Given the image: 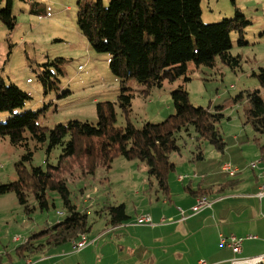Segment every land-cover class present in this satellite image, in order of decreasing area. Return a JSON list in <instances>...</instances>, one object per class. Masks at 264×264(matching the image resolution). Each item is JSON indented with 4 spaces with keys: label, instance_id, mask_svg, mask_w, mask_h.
I'll use <instances>...</instances> for the list:
<instances>
[{
    "label": "rangeland",
    "instance_id": "obj_1",
    "mask_svg": "<svg viewBox=\"0 0 264 264\" xmlns=\"http://www.w3.org/2000/svg\"><path fill=\"white\" fill-rule=\"evenodd\" d=\"M37 1L41 5L32 10L31 2L13 0V13L17 18L14 29H9L0 19V78L18 85L31 95L24 110H41L39 122L48 128L71 120L97 123V103L118 100L120 85L110 68L111 56L107 52L96 51L81 31L78 25L79 0ZM103 1L105 4L110 2ZM5 5L6 0H2V6ZM236 9L249 21L241 33L232 32L231 52L240 56L239 67L233 69L219 57L213 66L192 63L188 73L190 80L166 81L162 87H151L146 91L145 85L130 79L134 98L129 119L116 106V124L119 126H125L128 120L136 127H142L146 121L161 122L175 113L172 90L185 83L194 105L223 114L219 128L226 142L224 150L216 148L208 139L197 141L193 127L190 128L191 134L185 130L179 133L180 150L170 155L176 164V169L169 176L172 202L188 198L184 188L190 183L197 189L200 185L208 188L229 179H239L241 185L225 193L232 190L251 193L255 175L264 168L260 154L254 155L255 150L259 151L256 138L264 143V134L257 132L247 121L250 106L248 90L262 89L254 72L264 67V0H202V19L206 23L219 22L234 17ZM48 62L51 64L45 67ZM45 68L54 74L50 76L55 86L48 91L39 77ZM8 117V113L0 112V122ZM30 145L34 155L27 167L57 165L62 153L60 147L48 154L47 145L37 148L33 140H30ZM198 147L204 153L203 160H194ZM25 152L26 147L14 145L8 137H0V184L18 179L16 164ZM73 161L70 160L71 168L64 171L63 176L71 189V199L80 210L88 211L92 225L85 235L87 247L71 259L73 264H195L198 259L214 264L209 251L215 252L221 238L212 229L195 232L196 227H192L190 222L182 223V219L177 220L173 213L164 214L166 221L161 224L139 221L141 215H151L156 222V214L171 206L155 178L149 179L148 166L144 161L117 156L110 168L100 166L94 174L84 173ZM254 162H258L255 168L251 167ZM225 163L240 168L241 173L229 175L223 170ZM180 176L184 182L178 181ZM48 198L49 209H36L28 214L15 193L0 196V255L5 264H10V255L12 257L18 252L15 249L25 243L27 236L56 224L68 215L56 191H49ZM228 200L217 207L233 201ZM233 202L236 220L241 222V226L235 223L238 229L246 227L247 219H253L249 221L253 224L264 225V212L252 216V201H245L244 206H235ZM30 203L35 204V199L31 198ZM121 203L126 205L131 220L119 229H112L103 208ZM60 212L64 214L60 215ZM228 213L232 212L220 209V215ZM190 221L195 225L194 219ZM233 232L225 236L234 234L246 238L250 234ZM16 236H20L19 241L15 240ZM62 246L65 243L59 247ZM260 246L261 243L253 244L249 250H258Z\"/></svg>",
    "mask_w": 264,
    "mask_h": 264
},
{
    "label": "trees",
    "instance_id": "obj_2",
    "mask_svg": "<svg viewBox=\"0 0 264 264\" xmlns=\"http://www.w3.org/2000/svg\"><path fill=\"white\" fill-rule=\"evenodd\" d=\"M26 1L31 2L32 10L41 5L37 0ZM0 19L9 29H14L17 18L13 13V0H6L5 6L0 0ZM248 23L238 9L234 17L206 23L202 19V0H110L109 4L103 0H79L78 25L96 51L110 54V68L120 85L117 102L97 103V123L71 120L48 128L39 122L41 110H24L31 95L0 78V112L9 115L6 121L0 122V137H8L14 145L26 147L16 164L18 179L1 183L0 196L15 193L25 211L31 214L36 209H49L48 192L56 191L68 213L65 219L29 236L16 248L20 256L29 258L64 243L78 242L91 230L88 211L80 210L73 202L71 189L63 176V172L71 168L70 160L74 159L84 173L94 174L100 166L110 168L117 156L140 159L148 166L149 179L155 178L160 190L169 197V176L176 169L170 155L180 150L178 135L182 130L191 134L193 127L197 141L208 139L216 148L225 149L226 142L219 128L223 114L194 105L185 83L172 90L175 113L161 122L146 121L142 127H136L128 120L125 126H119L116 124V106L129 119L134 98L130 79L145 85L146 91L151 87H162L166 81L190 80L188 73L192 63L213 66L219 57L233 69L239 67L240 56L231 52L232 32L241 33ZM50 64L48 62L45 67ZM50 74L54 75L45 68L39 75L46 91L55 86ZM254 75L262 89L248 90L247 121L257 132L264 134V67ZM259 139L256 138L264 164V143ZM30 140L37 148L47 145L48 154L60 147L62 153L57 165L27 167L34 155ZM198 149L194 160H203L204 153L201 147ZM238 182L229 179L191 192L197 198L210 197L225 193ZM185 189L189 192V185ZM31 198L36 202L33 205ZM103 210L107 223L113 227L130 219L124 203L107 205Z\"/></svg>",
    "mask_w": 264,
    "mask_h": 264
},
{
    "label": "crops",
    "instance_id": "obj_3",
    "mask_svg": "<svg viewBox=\"0 0 264 264\" xmlns=\"http://www.w3.org/2000/svg\"><path fill=\"white\" fill-rule=\"evenodd\" d=\"M257 153L260 154L258 149L255 150L254 155ZM239 173H241V170H240V172H238L237 174H235L233 176H236ZM237 180H239V179H237ZM178 181L184 182V179L178 178ZM263 184H264V168H262L259 175H255V181H253L251 193H247L246 191H241V190H236V191L232 190L230 193H219V194H215L212 196L210 195L211 198L215 199V200H212L213 204L211 207H208V208L202 210L200 213L195 214L194 216H190V217H187L186 219H182L183 216L181 214L180 209H183V207H184L186 210L185 209H183V210L191 212V208L196 203V199H197V195H195L191 192V190L194 189V187L190 183V184H188L190 187L189 192L184 188L185 193H188V196H187L188 198H185L183 201L172 202L173 199L169 196V197H167V202H170L171 206L169 209L164 210L163 213L160 212V213L156 214L158 221L155 222L151 215H147V216H149L153 220V224H151V223L150 224L154 225L155 223L161 224V223L166 221V218L163 216L164 214L168 215V214L173 213L177 217V220L182 219V223H186V222L189 223L190 222V225L192 227H196V229L194 230L195 232L200 231V230L209 232L210 229H212L213 233L216 234V236H218V238H220V234L229 235L230 233H234L233 231L241 233L240 235L250 233L248 235V237H246L244 242H243V250H242L241 256L249 257V256L262 255V254H264V225L253 224L252 222H249V221H253V219H247L246 221H248V222H246V224H245L246 227L243 229H238L237 226L238 225L241 226V222L238 223V221L236 220L237 215H236V210H235L233 201H235V206H238V205L244 206L245 201H252V204H251V208L253 210L252 216H256L257 214L263 213L264 212V197L262 199H260L257 196V192L259 191L260 186H262ZM238 185L239 186L241 185V180H239V182L234 187H232V189L236 188ZM199 187L202 188L201 185ZM203 188H205V187H203ZM170 189L172 190L171 186H170ZM229 190H231V189H229ZM220 194H223V195H220ZM225 196H229V197L225 198ZM221 198H223V199H221ZM228 199H230V200H228ZM256 199H259V201H257ZM226 200H228V201L233 200V201L230 202L228 205H225L222 207H217L221 203H226L225 202ZM177 205H178V207H177ZM221 208H224V212L226 211V212H232V213H228L226 215H220V209ZM247 209H248V206L245 208V210H247ZM128 214L130 216V213H128ZM130 218H131V216H130ZM193 219H194L195 225L191 224L190 220H193ZM130 220L131 219H129L127 222H129ZM235 223H238V225H236ZM123 225L118 226V227L112 226V229H119ZM251 232H256L260 237L257 234L256 235L251 234ZM250 235H253V237H249ZM16 237L18 239H15V240L19 241L20 236H16ZM28 237L29 236L26 237V240ZM79 239L81 240V238H79ZM252 241H255V242H252ZM250 242H252V243H250ZM258 243H261V246L259 247L258 250H255V249L249 250V248L252 247L253 244L258 245ZM85 247H87V245ZM85 247L82 249H76L75 241H71V242L65 243V246L54 247V248L49 249L48 251H46L44 253H37V254L33 255L32 257H29V258H23L22 256H20L19 254L16 253L12 257L10 255V264H28V262H27L28 260L31 261L29 264H63V263L64 264H66V263L67 264H73L71 259L75 258L76 253H79V252L85 250L86 249ZM209 252H211V254H212V258H213L212 260H213L214 264H231V259L234 255V253L230 247H228L226 245H221L218 243L215 246V252H213V251H209ZM214 258H215V261H214ZM196 261L197 262L195 264H200L199 263L200 259H198ZM0 264H5L4 259L2 258L1 255H0Z\"/></svg>",
    "mask_w": 264,
    "mask_h": 264
},
{
    "label": "built area",
    "instance_id": "obj_4",
    "mask_svg": "<svg viewBox=\"0 0 264 264\" xmlns=\"http://www.w3.org/2000/svg\"><path fill=\"white\" fill-rule=\"evenodd\" d=\"M258 166V162H254L251 164V167L255 168ZM240 168L238 167H234L231 165V163H225L223 165V170L228 172V173H237L239 171ZM181 179H183V177L181 176ZM257 196L262 199L264 197V184L262 186H260L259 191L257 192ZM213 204V201H206V200H201V196H199L196 199V203L192 206L191 208V212L185 211L183 209H180L181 214L183 216L182 219H186L187 217H190L191 215H195L200 213L202 210L211 207ZM190 213V214H189ZM60 215L64 214L63 212L59 213ZM140 222L142 223H151L153 224V220L147 216V215H141ZM249 237H253L252 235H250ZM221 238V244L230 246L234 253L236 254V256H234L231 259V263L232 264H252V262H255L256 260H260L262 258H264V254L262 255H257V256H249V257H243L241 256L242 250H243V242H244V237H238L234 234H232L230 237H225L224 235L220 236ZM15 239H18L17 237ZM88 244L87 238L84 235V241L83 242H77L75 243V247L76 249H82L84 248L86 245ZM240 255V256H239ZM31 261H29L30 263ZM200 264H208L207 261L205 260H200L199 262Z\"/></svg>",
    "mask_w": 264,
    "mask_h": 264
},
{
    "label": "bare ground",
    "instance_id": "obj_5",
    "mask_svg": "<svg viewBox=\"0 0 264 264\" xmlns=\"http://www.w3.org/2000/svg\"><path fill=\"white\" fill-rule=\"evenodd\" d=\"M81 68H82V66H81ZM238 172H240V169H239ZM238 172H237V173H238ZM237 173H229V175H235V174H237ZM179 178L181 179V176H180ZM201 200L212 201V199H211L210 197H207V196H201ZM83 241H84V236H82V237H81V240H79L78 242H83ZM75 243H77V242H75ZM29 261H30V260L27 261L28 264H29ZM261 262H264V258H262V259H260V260H256L255 262H252V264H259V263H261Z\"/></svg>",
    "mask_w": 264,
    "mask_h": 264
}]
</instances>
